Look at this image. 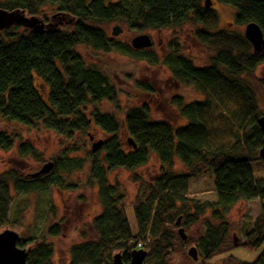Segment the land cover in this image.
<instances>
[{"label":"trees","instance_id":"1","mask_svg":"<svg viewBox=\"0 0 264 264\" xmlns=\"http://www.w3.org/2000/svg\"><path fill=\"white\" fill-rule=\"evenodd\" d=\"M215 1L235 10L236 26L254 22L264 38V4L260 0ZM203 3L204 0H0V9L22 11L28 17L39 18L43 7L52 11L49 20L43 18V22L51 23L49 33H33L19 26L0 32V119L40 126L66 138L91 125L98 128L108 136L100 147L103 165L96 164L97 153H88L87 159L95 165L93 177L100 180L106 170L133 171L145 165L152 154L159 163V175L149 185L145 202L134 207L137 233L131 232L122 209L117 207L115 188L100 189L102 212L92 220L98 238L72 246L70 264H111V256L117 252L128 263L135 246L128 247V241L136 237L144 240V236L151 237L143 247L147 253L144 264H168L166 237L154 239L163 225L161 214L172 210L175 201H183L188 181L203 174L210 175L216 200L196 207L192 214H180L184 227L197 222L207 208L218 221L214 226L205 222L204 233L196 241L197 261H209L221 252L231 233L230 224L222 216L238 202L259 201V215L252 223L247 222L243 230L245 243L238 248L256 251L264 243V179H255L250 169L251 162H264L258 158L262 133L257 123L264 116V81L255 76L264 56H254L240 33L218 29L216 13L204 8ZM112 22L137 33L190 23L196 27V41L212 50L208 64L197 67L178 53L176 43L168 45L161 64L170 72L172 81L193 86L202 99L187 103L180 96L169 99L174 115L185 121L183 126L150 120L147 104L129 108L122 123L126 139L133 141L135 149L125 147L118 139L120 124L116 118L96 109L102 101L114 103L116 90L107 75L83 60L78 49L118 53L154 65L160 62L146 50H134L108 38L98 27ZM136 85L144 92L154 91L149 83ZM87 107L91 108L88 112ZM16 138L14 133L0 131V150L14 148ZM15 149L20 157L35 155L34 147L27 143L19 142ZM176 160L184 173L172 172ZM85 162L67 158L60 161L59 168L69 173L80 170ZM53 172L27 178L13 169L0 173V230L8 224L6 199L10 198V187L16 194L39 189ZM59 232L58 225L46 228L49 237ZM16 246L25 250L26 264H51L52 248L44 240H26ZM237 264H264V249L252 263Z\"/></svg>","mask_w":264,"mask_h":264},{"label":"rangeland","instance_id":"2","mask_svg":"<svg viewBox=\"0 0 264 264\" xmlns=\"http://www.w3.org/2000/svg\"><path fill=\"white\" fill-rule=\"evenodd\" d=\"M110 1L113 3L117 0ZM209 8L214 10L218 17V29L234 31L243 35L244 25L236 26L234 24L235 10L232 7L211 0ZM51 15L50 8L43 7L38 16L40 20L43 21L44 18L47 21ZM115 26H118L121 32L113 37L111 31ZM98 27L104 31L108 38L124 43L129 48H131L130 41L135 36L147 35L151 40V47L141 50L155 55L160 62L154 65L145 60L132 59L118 53L104 54L90 49H78L83 60L107 75L115 87L114 103L102 101L96 109L100 113L113 115L119 122L120 129L117 136L121 143L128 147L122 123L126 111L142 104L149 106L150 120H166L173 126H183L185 121L174 115L175 112L169 105V99L173 96H180L187 103L200 101L202 96L193 86L177 84L172 81L170 72L161 64V61L169 51L168 45L176 43L179 54L189 58L197 67L206 66L212 55V50L196 41L193 35L196 27L190 23H183L174 29L146 30L140 33L126 28L119 22L103 24ZM255 76L264 81V63L257 67ZM38 83L39 80H36V84ZM137 83H149L154 91L144 92L138 88ZM90 109L87 107V112ZM0 131L17 135L14 148L8 151L0 150V173L13 169L19 176L27 178L47 163L52 164L50 171H54L49 178L44 179V184L39 189L16 194L10 187V198L6 199L8 224L0 231L7 228L17 232L20 244L26 240L32 243L35 239H42L52 248L51 264H70L69 252L72 246L97 240L98 235L93 228L92 220L102 212L99 190H109V186H112L117 193L115 195L117 207L122 209L131 232L134 235L137 233L134 207L145 202L149 193V185H152L159 175V163L153 154L145 165L133 171L106 170L103 180H100L93 177L92 171L95 165L90 163L91 160L87 159V155L92 153L91 145L93 143L103 142L108 136L92 125L85 131L74 132L70 138H66L40 126L28 127L0 119ZM19 142L33 146L35 155L20 157L15 149ZM94 153H97L95 160L98 162L96 164L103 165L101 149L99 148ZM66 157L86 162L80 170L65 173L59 167L61 166L60 161H66ZM250 169L255 179H264V162H251ZM172 172L174 174L184 173L185 169L176 160ZM57 176L60 177L59 180H54ZM189 181L190 185L187 183L184 200L175 201L172 210L161 214L163 225L158 236L154 238L157 240L159 235L166 237V242L169 245L168 264L252 263L264 249V243L256 251H246L238 246L245 243L243 230L247 222L252 223L259 215L258 200L238 202L222 216V220L230 224L231 233L219 254L206 262H195L187 256V250L190 247L196 248L197 238L203 235L205 222L213 226L218 223L216 219L212 218L210 208L205 209L198 221L188 227L183 226V218H181L179 227L184 229L186 235L185 242H181L177 234L178 226L174 225L177 217L183 213L192 214L196 207L206 203L211 204L216 200L209 174L197 176ZM51 225H58L60 228L59 234L55 237H49L46 234V228ZM233 236L238 240L237 246L233 245ZM144 238L151 240L150 236H144ZM139 241L141 240L136 237L128 241L127 245L132 246Z\"/></svg>","mask_w":264,"mask_h":264},{"label":"water","instance_id":"3","mask_svg":"<svg viewBox=\"0 0 264 264\" xmlns=\"http://www.w3.org/2000/svg\"><path fill=\"white\" fill-rule=\"evenodd\" d=\"M264 4V0H260ZM204 8H209L211 5L210 0H204ZM12 26H19L23 29H26L33 33H49L51 23L50 21L44 23L38 17L26 16L22 11H6L0 9V32L4 31ZM121 30L118 26L112 28L111 35L116 37L120 34ZM243 37L250 44L252 49V54L256 57L264 56V38L260 27L254 23L250 22L244 26ZM150 38L141 34L135 36L130 41V46L134 50L148 49L151 47ZM258 126L262 133V146L258 151V158L264 160V116H261L258 121ZM91 139V138H90ZM126 143L128 146H131L133 149L136 148V145L130 138H127ZM102 145V141H97L91 145V152L94 153L98 150ZM52 167L51 163H47L42 166L40 170L36 173L30 175L31 177H36L39 175L47 174ZM181 221V217H177L174 222L177 228V234L181 242H185L186 235L184 233V229L179 227ZM19 234L10 229H3L0 231V264H26L25 257L26 252L24 249H20L16 246L18 242ZM237 238L233 236V245L237 246ZM147 253L146 251L139 249L133 250L129 254L128 263H124L121 259L120 253H114L111 256V264H144ZM187 256L192 261L198 260L197 250L195 247H190L187 250Z\"/></svg>","mask_w":264,"mask_h":264},{"label":"built area","instance_id":"4","mask_svg":"<svg viewBox=\"0 0 264 264\" xmlns=\"http://www.w3.org/2000/svg\"><path fill=\"white\" fill-rule=\"evenodd\" d=\"M148 242H149L148 239L141 240V241L136 243L137 245L136 244H135V246L133 245L134 246L133 249H142L144 247V245ZM128 247H131V245H128Z\"/></svg>","mask_w":264,"mask_h":264},{"label":"crops","instance_id":"5","mask_svg":"<svg viewBox=\"0 0 264 264\" xmlns=\"http://www.w3.org/2000/svg\"><path fill=\"white\" fill-rule=\"evenodd\" d=\"M188 185H190V181L188 182Z\"/></svg>","mask_w":264,"mask_h":264}]
</instances>
